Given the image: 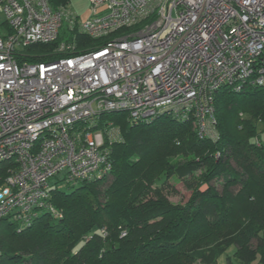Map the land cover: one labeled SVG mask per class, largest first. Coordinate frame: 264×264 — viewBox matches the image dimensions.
<instances>
[{"label":"built area","instance_id":"1","mask_svg":"<svg viewBox=\"0 0 264 264\" xmlns=\"http://www.w3.org/2000/svg\"><path fill=\"white\" fill-rule=\"evenodd\" d=\"M89 2V18L78 22L48 0H0V166L13 163L0 184V218L22 226L53 212L58 174L76 185L110 173L104 131L89 129L103 114L191 121L198 139L216 142V91L264 89V0ZM64 17L103 43L72 53L62 42L63 57L19 63L24 47L56 40Z\"/></svg>","mask_w":264,"mask_h":264},{"label":"trees","instance_id":"2","mask_svg":"<svg viewBox=\"0 0 264 264\" xmlns=\"http://www.w3.org/2000/svg\"><path fill=\"white\" fill-rule=\"evenodd\" d=\"M48 2L53 9L69 5ZM67 30L65 40L58 33L51 43L24 47L18 62L63 57L62 42L75 47L72 53L103 43L76 26ZM214 107L216 142L165 115L134 122L124 113L103 114L120 132L105 142L110 173L64 183L68 192L54 184L47 200L53 212L41 211L31 225L0 218V264H264V89L223 86ZM239 110L246 118L238 119ZM101 118L89 129L105 131ZM12 166H0V184ZM178 182L190 194L173 203L167 195Z\"/></svg>","mask_w":264,"mask_h":264},{"label":"rangeland","instance_id":"3","mask_svg":"<svg viewBox=\"0 0 264 264\" xmlns=\"http://www.w3.org/2000/svg\"><path fill=\"white\" fill-rule=\"evenodd\" d=\"M89 7H90L89 0H69V6H68L69 11L72 12L73 17L74 16L77 17L78 22L85 21L87 18H89V16H90V8ZM3 24H4V17L2 15H0V26ZM70 25H71V22L66 17H64L62 19V26L59 30V36L62 37L64 40L67 38V35H69V32L67 29H68V26H70ZM237 117H238V119H240V117H242V119H243L244 117L246 118V114L244 111L239 110L237 112ZM101 119H102V122H107L109 120L107 117H102ZM110 122L112 123V121H110ZM189 122H190V129L192 130V132H194V130H195V127H193L194 124L191 121H189ZM261 129H262V127L259 126L258 127L259 133H260ZM215 130H217V119H216V124H215ZM109 131H110V129L104 131L105 142L106 141L109 142V140L114 141L113 139H109L108 134H107V133H109ZM260 140H261V143L264 144V132H262L260 134ZM2 174L0 173V176H2ZM63 177H64L63 173L58 174L56 177H54L50 180V184L53 187L57 186L58 189L61 191L68 192V191H70V189L67 188V186H65L64 182L62 181ZM54 184H55V186H54ZM172 184H173V181H172ZM202 188H204V186ZM189 194H190V192L184 188L183 184L181 182H178L177 184H174L173 191L170 190V192L167 196L171 202L176 203V202H185L188 199ZM102 231L105 232V230H102ZM252 245L253 246L255 245V240H252Z\"/></svg>","mask_w":264,"mask_h":264},{"label":"bare ground","instance_id":"4","mask_svg":"<svg viewBox=\"0 0 264 264\" xmlns=\"http://www.w3.org/2000/svg\"><path fill=\"white\" fill-rule=\"evenodd\" d=\"M120 32H121V33H124L125 30L122 29V30H120ZM118 139H119L118 137L114 136V141H116V140H118Z\"/></svg>","mask_w":264,"mask_h":264},{"label":"clouds","instance_id":"5","mask_svg":"<svg viewBox=\"0 0 264 264\" xmlns=\"http://www.w3.org/2000/svg\"><path fill=\"white\" fill-rule=\"evenodd\" d=\"M68 6H69V5H68ZM68 6H67V7H68ZM107 122H110V121H107ZM107 122H106V123H107ZM112 124H113V125H115L113 122H112ZM115 126L118 128V126H117V125H115ZM118 129H119V128H118ZM106 176H107V175H106Z\"/></svg>","mask_w":264,"mask_h":264}]
</instances>
